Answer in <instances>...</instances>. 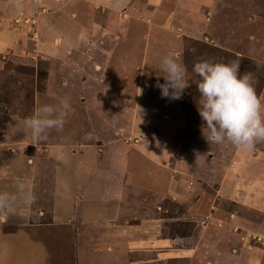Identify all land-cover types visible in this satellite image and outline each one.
I'll list each match as a JSON object with an SVG mask.
<instances>
[{
  "label": "rangeland",
  "instance_id": "obj_1",
  "mask_svg": "<svg viewBox=\"0 0 264 264\" xmlns=\"http://www.w3.org/2000/svg\"><path fill=\"white\" fill-rule=\"evenodd\" d=\"M253 1L258 6L248 22L255 34L264 21V0ZM83 2L73 16L78 24L52 20L73 39L68 54L77 50L74 57L44 56L25 43L24 51L0 55V193L15 197L11 212L0 211L1 241L14 243L17 252L21 247L20 264H264V203L256 199L264 201V140L251 150L227 142L231 155L206 140L197 110L199 77L192 68L200 60L239 59L240 72L252 74L264 102V68L248 64L231 33L220 31V4L227 1ZM29 3L15 0L14 10L0 15V30H22L52 44L53 30H36V12L24 11ZM199 3L211 7L209 13ZM225 25L232 27L228 20ZM164 55L187 68L189 86L180 99L162 97L156 87L164 83ZM64 97L72 110L63 129L34 140L24 118ZM166 114H172L171 150L161 144V132H168L162 128L170 123ZM260 170L261 180H250ZM196 171L195 179L187 176ZM222 183L230 196L217 210ZM245 183L243 191L254 200L240 196ZM220 210L239 219L228 234L219 232ZM84 224L103 238L102 225L120 230L125 241L87 250L78 240ZM216 234L222 242L214 243ZM1 241L0 258L10 257Z\"/></svg>",
  "mask_w": 264,
  "mask_h": 264
},
{
  "label": "clouds",
  "instance_id": "obj_2",
  "mask_svg": "<svg viewBox=\"0 0 264 264\" xmlns=\"http://www.w3.org/2000/svg\"><path fill=\"white\" fill-rule=\"evenodd\" d=\"M159 71L164 78V83L156 84L160 95L180 99L189 86L185 65L176 57L164 55L159 59ZM192 71L199 77L197 110L208 142H230L251 150L256 142L264 140V102L256 94L252 74L240 72L239 59L200 60ZM71 110L69 98H60L57 103L37 106L32 115L24 118L23 125L34 140H45L49 131L63 129ZM14 199L8 193H0V211L11 212Z\"/></svg>",
  "mask_w": 264,
  "mask_h": 264
},
{
  "label": "crops",
  "instance_id": "obj_3",
  "mask_svg": "<svg viewBox=\"0 0 264 264\" xmlns=\"http://www.w3.org/2000/svg\"><path fill=\"white\" fill-rule=\"evenodd\" d=\"M83 1H85V0H29L30 3L24 9V11L29 12L30 14H33L34 12H36L34 14V16L32 17V18L36 19V26H35L36 30H42V31H45V30L52 31L53 30L52 31V33H53L52 44H50L49 41L46 40L47 38H43V40H38L39 36L36 34L34 36H30V35L25 36L24 32L22 33V30H18L15 28L16 31H14V30H11L8 28L7 29L3 28V30H0V55H1V53H5V52L10 54L11 51H16L17 49H18V51H24L23 46H25L24 45V43H25L27 45H30L31 50H34L35 52H40L44 56H48V55L52 56V54H54V55H58L60 57H68V56L74 57L77 50L76 51L72 50L71 54L70 55L68 54V52L71 50L70 46H72L71 41L74 42L73 39H71L67 36V32H65L66 34L63 35V31L60 28V24H59L58 28H57V24L59 23V21L64 20V19H70L71 21H75L78 24L79 21L77 20V18H74L73 16L77 10L76 5L80 2L84 3ZM226 1L227 2H223V4L224 3L226 4L225 6L222 5V3L221 4L219 3L220 6L222 7L221 11H220V12H222V14H221V17H219V16L218 17H219L220 22H223L222 28L220 29V31H222L223 29L224 30L227 29V32L231 33L236 44L237 45L240 44V46L243 50V56H246L248 64H250V65L255 64L256 65V63H257L261 67L264 68V63L262 61L258 62L260 60L264 61V38H263L264 37L263 36L264 35V32H263L264 21H262L263 24L258 27V30L255 33L256 35L254 33H252V31H251L252 30V27H251L252 22H248V20L251 19L250 18V15L252 14L251 12L253 11V9H255L256 6H258V4L256 3L253 5V3H255L253 0H226ZM86 4L87 3H85L84 5H86ZM14 5H15V0H6L4 2H0V15H3L1 18H3L6 14H9L11 11H13ZM80 6H82V5H80ZM39 7H41V8H39ZM38 8H39V10H38ZM199 8H201V9L204 8L206 10L205 11L206 13H209V11L211 9V7H207L204 4L201 5L200 3H199ZM3 12H4V14H2ZM230 15H231V19L228 17ZM54 19L57 20V24H54V22L52 21ZM226 20H228V22H231V26H232L231 28L232 29L229 27L227 28V25L224 26V21H226ZM83 33H85V31H83ZM83 33L77 34V39L80 35H81V37H83ZM21 34H23V36ZM91 35L92 34H89V36L87 38L88 40L92 39ZM66 37H67V39H66ZM86 37H87V34H86ZM37 40H38V42H37ZM65 50H68L67 53ZM231 51L232 52L236 51V48H234V51H233V49ZM239 53H241V52L239 51ZM249 54H254V57H250ZM259 97L262 98V95L259 94ZM170 115H172V114H170ZM170 115L166 114L165 120L169 119V122H170L171 121ZM145 116L149 117V115L147 113L145 114ZM170 124H171V122L169 123V125H166L165 128H162V129H167V131H168L167 133L164 130L163 131L161 130L162 131L161 132L162 137H163L161 139V142H162L161 144H163V145L165 144L167 146H168V144H171L169 139H171V137H172V134L170 133L171 129H169ZM225 143L227 144V142L220 143V146H222L223 149L226 148V152L233 155L232 154V150H233L232 147L226 145ZM174 146L175 145L171 144V146H168L167 149L169 148V150H171L174 148ZM155 153L157 155H161L162 151L161 152H154V154ZM194 157H195L194 159H196V156H194ZM185 162H188V161H186L183 158V163H185ZM227 162H228V160H225V162H223V163L226 164ZM190 163L191 162L189 160L188 164H190ZM227 164H228L227 166H229L232 163H227ZM238 164L233 163L234 166H238ZM262 169H264V168H262ZM189 171H190V169H189ZM263 171H261V170L256 171L257 172L256 177H254V179L251 178L250 180H261V178H258V172H260V175H262ZM196 173H197V171L194 173L189 172V175H187V173H185V174L188 177H192V179H195L193 177H195L194 174H196ZM252 174L254 175L255 173H252ZM188 177H186V178H188ZM246 180H247V177H246ZM248 181L249 180H247L246 182H248ZM254 183H255V181H254ZM247 184L248 183H245L241 187L242 192H241L240 196H243L246 198V200L251 201V200H254V195L249 196L247 191H243V190H246V188L248 187ZM197 185L198 184L196 182V186L194 187V189L197 188ZM236 185H238V184H236ZM221 189H222V191L219 192V195L217 193L215 194L216 200H217V196L220 197V200L217 201V203L215 205V208L217 210H218L219 206H221L222 204L224 205L225 201H223L222 198H224L225 196H230V195H226V193L224 192V191H226V189H225V186L223 183L221 184ZM198 192L199 191H197V193ZM199 193L201 194V192H199ZM199 193H198V195H199ZM256 199H258L260 201L258 203H264V201L261 199V197H257ZM246 200H243V201H246ZM220 211L221 212L218 213V215L216 216V221L218 220L222 223V228L219 229L220 230L219 232L224 231L225 233L228 234L230 232L229 230L232 228V226L236 227L237 223L235 221H239V219H237L236 217H233V213H231V211L230 212H226L224 210H220ZM116 213H117V210L115 211L114 215H116ZM227 215L229 217H231V218H229V220L227 219ZM112 216L113 215H111V217ZM223 217L225 219H223ZM71 225L79 226L78 224H75V223L71 224ZM83 226L84 227L82 228V231H85V230H87V231L83 232V235L80 236V238H78V240H80L81 244L84 243L82 245V247H85L87 250L91 249V248H95V247H98V249L103 250L104 248L107 247L108 243L111 244L114 241H116V243L121 242V241H125L124 239L126 238V237L120 236V234L122 233L120 230H116V229H113V231L109 230L111 228L109 226L107 227V225L101 226V228H103L105 230L106 234L108 235L107 238H103L102 235H100V234L99 235L94 234L95 230H91L89 228L87 229V227H85V224ZM71 227H73V226H71ZM114 227H118V226H114ZM109 234L115 235L116 238L112 239ZM2 239L3 238H0V241ZM4 239H6V238H4ZM7 241H8V239H7ZM213 241H214V243L222 242L223 239L218 237V235L216 234V237H213ZM141 243H142V241L139 240L138 242H135L133 244V246H135V244L139 245ZM1 244L5 248L10 250V252L13 254H11L10 257H6V258L1 257L0 262H2L3 264H9V263L12 264V262L18 261L20 264L21 260H25V258L23 256L24 252L21 254V247H19V251L17 252L15 247H14V243H10V242L7 243L6 241L5 242L1 241ZM18 244H20L22 246V249L24 251L25 250V242H21ZM120 247H121L120 252L122 255V254H124L123 253L124 246H120ZM85 248H81L80 251L85 253L84 252L86 250ZM229 258H231V257H229ZM180 259L184 260L185 257L180 255ZM40 260H41V258H40ZM21 264H24V262H22Z\"/></svg>",
  "mask_w": 264,
  "mask_h": 264
}]
</instances>
